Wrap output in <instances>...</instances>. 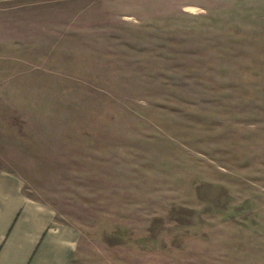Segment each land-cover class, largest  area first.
Masks as SVG:
<instances>
[{
  "label": "rangeland",
  "instance_id": "rangeland-1",
  "mask_svg": "<svg viewBox=\"0 0 264 264\" xmlns=\"http://www.w3.org/2000/svg\"><path fill=\"white\" fill-rule=\"evenodd\" d=\"M25 15L0 26V173L81 264H264V0Z\"/></svg>",
  "mask_w": 264,
  "mask_h": 264
},
{
  "label": "crops",
  "instance_id": "crops-1",
  "mask_svg": "<svg viewBox=\"0 0 264 264\" xmlns=\"http://www.w3.org/2000/svg\"><path fill=\"white\" fill-rule=\"evenodd\" d=\"M41 2L0 0V26L26 20L30 6ZM3 15L8 19L1 24ZM79 242L78 228L57 222L51 206L24 193L20 178L0 173V264H81Z\"/></svg>",
  "mask_w": 264,
  "mask_h": 264
}]
</instances>
